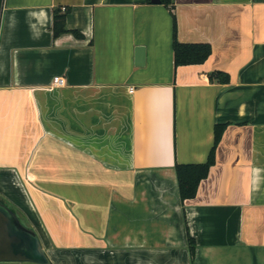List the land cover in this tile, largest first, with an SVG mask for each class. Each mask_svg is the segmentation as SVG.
<instances>
[{
    "label": "crops",
    "instance_id": "obj_1",
    "mask_svg": "<svg viewBox=\"0 0 264 264\" xmlns=\"http://www.w3.org/2000/svg\"><path fill=\"white\" fill-rule=\"evenodd\" d=\"M0 202L45 264H264V0H0Z\"/></svg>",
    "mask_w": 264,
    "mask_h": 264
},
{
    "label": "trees",
    "instance_id": "obj_2",
    "mask_svg": "<svg viewBox=\"0 0 264 264\" xmlns=\"http://www.w3.org/2000/svg\"><path fill=\"white\" fill-rule=\"evenodd\" d=\"M171 2L172 0H160V3L166 6L170 5ZM65 14L66 11H61L60 7L53 9L52 31L54 37L68 31V29L65 27ZM72 32L77 36H81V34L76 30H72ZM173 49L174 62L176 66L189 63H200L204 61L210 53V47L207 44L180 43L177 42L175 38L173 41ZM213 77H216L217 80L221 82H227L229 80L228 75L222 71H216L210 74V79H213ZM223 128L224 124L215 126L214 144L205 163L176 164L175 170L178 182V190L180 198L182 200L195 195L199 181L203 177H205L208 168L211 164H213L214 150L220 139ZM188 245L191 256H193L195 250V242L191 236H188Z\"/></svg>",
    "mask_w": 264,
    "mask_h": 264
},
{
    "label": "water",
    "instance_id": "obj_3",
    "mask_svg": "<svg viewBox=\"0 0 264 264\" xmlns=\"http://www.w3.org/2000/svg\"><path fill=\"white\" fill-rule=\"evenodd\" d=\"M158 3L160 0H150ZM136 63L143 61V48H136ZM0 260L49 262L36 232L21 223L18 216L0 202Z\"/></svg>",
    "mask_w": 264,
    "mask_h": 264
},
{
    "label": "built area",
    "instance_id": "obj_4",
    "mask_svg": "<svg viewBox=\"0 0 264 264\" xmlns=\"http://www.w3.org/2000/svg\"><path fill=\"white\" fill-rule=\"evenodd\" d=\"M61 11H66V7L65 6H62L61 7ZM53 82L55 83V84H57V85H61V84H63V80H62V78L61 77H59V76H55L54 78H53ZM130 90L132 91V88H130Z\"/></svg>",
    "mask_w": 264,
    "mask_h": 264
}]
</instances>
